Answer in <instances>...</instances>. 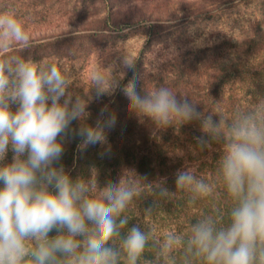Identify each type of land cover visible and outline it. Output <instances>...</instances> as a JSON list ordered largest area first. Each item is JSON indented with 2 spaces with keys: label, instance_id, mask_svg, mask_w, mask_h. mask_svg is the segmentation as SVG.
Masks as SVG:
<instances>
[{
  "label": "clouds",
  "instance_id": "clouds-1",
  "mask_svg": "<svg viewBox=\"0 0 264 264\" xmlns=\"http://www.w3.org/2000/svg\"><path fill=\"white\" fill-rule=\"evenodd\" d=\"M31 47L23 21L0 12V264H177L178 251L183 264H264V102L226 121L167 87L141 95L135 75L121 84L135 74L127 57L95 69L85 97L62 64L17 54ZM117 89L141 123L166 129L198 122L201 151L223 146L219 173L232 200L226 224L214 211L191 223L187 236L157 239L138 224L129 227L123 215L141 196L134 184L120 176L101 187L94 168L72 176L63 163L66 145L77 141L79 154L96 145L102 156L110 153L108 131L117 116L105 104L89 123V105ZM175 188L189 194V203L213 192L185 169L176 171ZM169 193L163 183L154 190L160 198Z\"/></svg>",
  "mask_w": 264,
  "mask_h": 264
},
{
  "label": "trees",
  "instance_id": "trees-1",
  "mask_svg": "<svg viewBox=\"0 0 264 264\" xmlns=\"http://www.w3.org/2000/svg\"><path fill=\"white\" fill-rule=\"evenodd\" d=\"M182 1L193 6L192 1ZM171 2L178 5L175 1ZM150 10L148 12L149 8L144 3L129 10L109 9L97 21L95 29H82L74 33L61 31L64 34L45 36L39 43L32 44L27 53L21 51L17 54L34 56L37 49L48 54L54 48L60 56L73 58L83 54L89 44L98 45L101 38L125 39L130 29L142 25L147 40L132 58L135 61V74L129 71L121 81L122 85L135 75L137 91L141 95L144 91L167 87L174 94L186 97L197 105L198 110L204 114L222 115L226 121L264 102V59L261 61L259 58L253 63L249 58L241 60L228 55L224 58L222 51L225 48H239L233 40L227 44L212 42L204 47L183 41L162 54L154 65L146 66L148 54L154 53L160 41L180 26L173 22L172 11L164 10L161 16H155L152 15L154 9ZM253 36L244 42L245 48H240L247 57L253 50L257 55L264 54V29L253 30ZM256 39L262 40L263 44L257 42L253 45ZM105 104L117 116L116 125L108 131L111 151L102 156L103 149L96 145L79 154L76 152L77 141L66 145L63 163L67 169L72 170L73 177L88 176L94 168L101 187L105 181H117L120 176L123 182L134 184L141 196L133 199L123 215L128 218L129 227L138 224L157 239H162L167 232L187 236L191 223L212 215L214 211L219 212L216 218L221 225L227 223L232 200L219 173L222 145L211 144L201 151L194 139L201 135L198 122L183 125L174 122L172 127L166 129L147 122L141 123L129 111V100L120 89L112 96H105L99 102L89 105V123L95 121ZM10 159L11 155L8 156ZM178 169L188 170L198 179L212 185V194L189 203V194L175 188V173ZM139 176H146L147 181H142ZM162 183L171 192L167 198L154 194V190ZM153 202L155 206L151 214H146L145 208ZM151 255L146 250L145 256ZM174 255L177 264H183L182 253L178 251Z\"/></svg>",
  "mask_w": 264,
  "mask_h": 264
},
{
  "label": "rangeland",
  "instance_id": "rangeland-1",
  "mask_svg": "<svg viewBox=\"0 0 264 264\" xmlns=\"http://www.w3.org/2000/svg\"><path fill=\"white\" fill-rule=\"evenodd\" d=\"M171 1L178 5L172 4ZM187 1H192L193 6L185 4L182 0H0V12L13 11L30 33L32 44H37L45 36L64 34L61 31L74 33L82 29H95L97 21L107 14L109 9L129 10L144 3L149 8L148 12L154 9L152 15L155 16H161L164 10L172 11L173 22L180 24L172 34L160 41L154 53L148 54L146 66L154 65L162 54L174 49L183 41L204 47L212 42L227 44L233 40L239 48H225L222 51L224 58L227 55L241 60L249 58L253 63L259 58L261 61L264 59V54L257 55L255 50L247 57L240 49L246 47L244 42L249 37H254L253 30L264 29V0ZM146 40L143 26L140 25L130 29L125 39L101 38L97 42L98 45L89 44L83 54L73 58L60 56L54 48H51L48 54L37 49L34 56L29 55L36 60L52 61L58 66L62 64L76 85L73 90L86 97L91 87L90 76L95 69L104 68L113 62L119 65L123 57L132 60ZM257 42L263 44L262 40L256 39L253 45ZM106 74L111 75L107 72Z\"/></svg>",
  "mask_w": 264,
  "mask_h": 264
}]
</instances>
